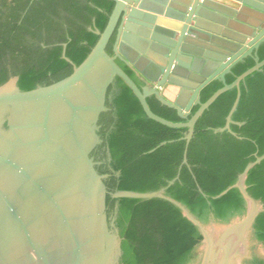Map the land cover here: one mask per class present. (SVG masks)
<instances>
[{"label":"water","instance_id":"1","mask_svg":"<svg viewBox=\"0 0 264 264\" xmlns=\"http://www.w3.org/2000/svg\"><path fill=\"white\" fill-rule=\"evenodd\" d=\"M112 1L104 29L95 30L96 43L79 65L73 64L71 74L30 90L18 87V76L0 85V264H120L117 204L108 208L107 195L160 198L176 206L202 235L199 264H242L254 255L263 259L264 246L254 236L253 224L264 205L248 193L245 179L264 153L255 154L236 182L213 196L239 190L246 211L229 223L211 219L204 224L166 194L179 172L154 191H110L105 184L109 174L100 173L98 167L110 161L99 133L105 122L100 124L99 119L109 110L107 90L116 77L132 90L150 119L187 128L178 171L182 165L189 167L187 147L196 121L233 87L236 99L225 124L214 131L236 135L230 123L240 82L264 65V58L257 57L264 42V0ZM115 32L109 54L106 48ZM65 46L63 58L72 64ZM248 56L255 58V64L226 83V74ZM117 60L135 73L141 87ZM213 79L223 85L201 102L200 91ZM149 96L186 121L173 122L152 112L146 102ZM198 190L202 192L199 186Z\"/></svg>","mask_w":264,"mask_h":264},{"label":"trees","instance_id":"2","mask_svg":"<svg viewBox=\"0 0 264 264\" xmlns=\"http://www.w3.org/2000/svg\"><path fill=\"white\" fill-rule=\"evenodd\" d=\"M113 6L112 0H0V85L18 76V87L30 90L71 74L73 64L79 65L96 43L99 35L95 30L104 29ZM42 32L51 36L44 37L48 44L45 49L40 47V39H34ZM115 35L106 48L109 54ZM62 43H66L65 56L72 64L63 58ZM257 57L264 58V42L257 49ZM255 62L248 56L236 63L226 74V83ZM117 63L139 87L143 85L123 62ZM222 85L218 79L210 81L200 91L201 102ZM239 87L230 123L236 135L214 131L225 124L236 99L237 89L233 87L221 93L196 121L187 147L189 167L182 165L178 171L187 128L150 119L132 90L116 77L107 90L109 110L99 119L100 124L105 122L99 133L109 148L110 161L98 171L109 174L105 181L108 190L154 191L179 172L166 194L184 204L202 223L211 219L229 223L242 216L246 203L237 188L213 196L235 183L255 154L264 153V65L246 76ZM146 102L152 112L165 119L186 121L154 96L147 97ZM197 108L192 107L190 116ZM162 141L167 142L157 147ZM245 184L248 193L264 205V159L249 169ZM115 204L122 238L120 264H199L202 235L176 206L160 198L113 199L107 195L106 206L114 208ZM253 228L264 246V212L257 215ZM242 264H264V258L254 255Z\"/></svg>","mask_w":264,"mask_h":264},{"label":"flooded vegetation","instance_id":"3","mask_svg":"<svg viewBox=\"0 0 264 264\" xmlns=\"http://www.w3.org/2000/svg\"><path fill=\"white\" fill-rule=\"evenodd\" d=\"M40 30H41V29H40ZM55 31H56V30H55ZM45 36H46V37H51L50 34H49V33L46 34V32H42L38 38H35V37H34V39L36 40V42L38 41V39H40V41H39V45H40V47H41L42 49H45V48L48 47V44H46V43L43 41ZM46 37H45V38H46ZM56 38H57V32H56L55 36L53 37V39H56ZM45 41H46V40H45ZM47 41H49V40H47ZM47 41H46V42H47ZM63 44L66 45V43H62V45H63Z\"/></svg>","mask_w":264,"mask_h":264},{"label":"rangeland","instance_id":"4","mask_svg":"<svg viewBox=\"0 0 264 264\" xmlns=\"http://www.w3.org/2000/svg\"><path fill=\"white\" fill-rule=\"evenodd\" d=\"M253 244H254L255 252L257 254L260 253L261 249L259 248V246L257 244H255V243H253Z\"/></svg>","mask_w":264,"mask_h":264},{"label":"crops","instance_id":"5","mask_svg":"<svg viewBox=\"0 0 264 264\" xmlns=\"http://www.w3.org/2000/svg\"><path fill=\"white\" fill-rule=\"evenodd\" d=\"M208 3H210V4H212V2H208ZM218 3V2H217ZM220 3H222V5H224V6H226L225 4L226 3H224V2H222V1H220ZM225 10H227V7H223ZM225 10H222V11H225Z\"/></svg>","mask_w":264,"mask_h":264}]
</instances>
